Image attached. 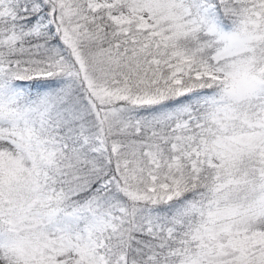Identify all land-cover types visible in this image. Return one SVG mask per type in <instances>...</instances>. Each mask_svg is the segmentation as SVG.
<instances>
[{
    "label": "snow or ice",
    "instance_id": "1",
    "mask_svg": "<svg viewBox=\"0 0 264 264\" xmlns=\"http://www.w3.org/2000/svg\"><path fill=\"white\" fill-rule=\"evenodd\" d=\"M0 264H264V0H0Z\"/></svg>",
    "mask_w": 264,
    "mask_h": 264
}]
</instances>
